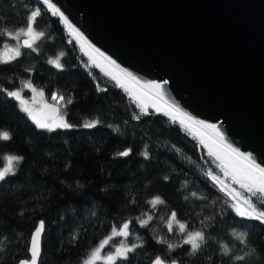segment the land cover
Segmentation results:
<instances>
[{"label": "trees", "instance_id": "1", "mask_svg": "<svg viewBox=\"0 0 264 264\" xmlns=\"http://www.w3.org/2000/svg\"><path fill=\"white\" fill-rule=\"evenodd\" d=\"M35 6L44 13L38 30L46 38L39 42V54L22 49L17 59L0 63V87L15 90L31 81L49 103L52 92L71 97L73 103L66 109L64 102L59 106L75 127L54 133L38 130L16 101L0 93V131L11 136L0 141V168L5 155L23 157L14 162L15 175L0 182V264L27 258L30 234L40 220L45 222L40 264H81L110 234L108 226L124 220L133 221L129 240L143 241L131 264H149L157 255L179 264H235L223 255L222 244L233 254L250 252L246 264H264V225L234 218L225 198L217 199L220 193L205 173L218 169L178 121L159 113L133 119L139 109L115 86L107 75L111 72L86 67L89 56L40 0H0V30H17ZM8 44L16 46L15 41ZM4 50L0 43V54ZM57 56L63 70L47 63ZM97 85L107 91H97ZM97 121L93 128L83 127ZM126 149H132L130 156H118ZM145 151L149 159L142 155ZM154 196L165 203L157 206L150 224L141 227L138 218L153 214L147 201ZM171 211L193 229L203 223L208 242L200 252L193 254L185 246L169 253L166 245L156 243L161 237L172 243L179 240V232L168 234L164 228L162 218ZM233 229L248 234L247 246L230 235Z\"/></svg>", "mask_w": 264, "mask_h": 264}, {"label": "water", "instance_id": "2", "mask_svg": "<svg viewBox=\"0 0 264 264\" xmlns=\"http://www.w3.org/2000/svg\"><path fill=\"white\" fill-rule=\"evenodd\" d=\"M53 3L122 68L167 81V101L264 161V0Z\"/></svg>", "mask_w": 264, "mask_h": 264}, {"label": "snow or ice", "instance_id": "3", "mask_svg": "<svg viewBox=\"0 0 264 264\" xmlns=\"http://www.w3.org/2000/svg\"><path fill=\"white\" fill-rule=\"evenodd\" d=\"M41 5L52 16L58 17V22L62 23L68 30L70 36H73L77 43L80 44L81 51L85 47L89 50L85 55H89L90 64L86 63V67H100L96 62V58L89 53H96L109 65L115 66L119 71V75L107 73L111 76L115 86L124 90L128 97L139 109L137 114L133 115V119L141 120L143 116L162 114L172 118L176 122L177 116L180 117L179 123L184 130L189 134L198 138L199 145L207 149V156L216 162V170L210 169L205 173L206 179L211 184L220 196L224 197V205L230 210L234 218L244 221L259 222L264 225V161L257 162L255 157L250 152L242 151L239 147L234 146L229 142L225 133L221 131L219 125L208 123L204 120L197 119L188 112L165 99L164 86L167 81L160 83L157 81H141L139 77L125 68H122L110 56H107L98 47L92 44L88 38L69 20L68 16L53 0H40ZM43 11L40 6H35L31 11H27L25 19L21 26L15 31L7 29L0 30V43L5 48V53L0 54V63L7 64L17 59L22 55V49H27L32 53L39 54V42L46 38V33L39 31V21L43 16ZM23 37V39H21ZM8 41H15L16 46L9 47ZM82 41V43H80ZM72 41L70 40L69 43ZM11 52L9 59H4V55ZM61 56L64 53L60 54ZM48 64L53 65L59 70H63V65L60 62V56L55 59H49ZM26 71H30L26 69ZM139 87H130L129 85ZM23 87L30 90L34 95L32 98V106L29 101L22 95V90H8L0 87V93L17 102L19 110L25 114L28 120L38 130H43L48 133H54L57 130L72 129L75 125L69 123L65 116L66 112L61 110L60 102H64L63 107L66 109L68 105L73 103L71 97L66 98L64 94L59 92L51 93L53 103H48L41 99L39 106H35L37 101L35 97H44V91L34 87L31 81L24 83ZM97 91L106 92V88H100L97 85ZM158 101H164L161 105ZM149 108L152 109L149 112ZM99 122L85 123L83 127L93 128ZM195 126V127H193ZM11 139L8 131H0V141H9ZM132 154V149H126L118 153L120 157H128ZM145 159H149V153L143 152ZM23 157L17 155H5L3 160L5 164L0 168V182H5L10 175H15L14 162H19ZM165 180L168 177H164ZM196 193H192L196 197ZM203 199V197H200ZM147 203L151 206L153 214L143 213L138 218V223L141 227H147L153 220L157 206L163 205L165 202L159 196H154ZM258 205L260 207H258ZM164 228L168 234L179 232V240L177 243L169 242L163 237L156 239V243L166 245L169 253L174 252L177 248L188 246L191 253L200 252L208 242V235L203 227V223L199 229H193L189 224L180 222L177 219V212L171 211L168 216L162 218ZM132 220H124L116 224L109 225L110 234L98 241V245L93 247L90 254L81 261V264H97L101 259L100 253L106 252L103 257L108 264H131L133 253L137 248L143 247V241L133 243L129 238L133 235ZM45 231V222L40 220L35 230L30 234V240L26 249V257L18 260L17 264H39L41 255V238ZM241 245L247 246L248 234L246 232H237L233 229L230 234ZM117 239L119 243L117 245ZM129 240L128 244L124 241ZM221 251L224 256L229 258V261L235 264H246L247 257L251 255L246 252L244 255L233 254L232 250L226 244L221 245ZM149 264H179L176 259H171L168 256H154L150 258Z\"/></svg>", "mask_w": 264, "mask_h": 264}, {"label": "rangeland", "instance_id": "4", "mask_svg": "<svg viewBox=\"0 0 264 264\" xmlns=\"http://www.w3.org/2000/svg\"><path fill=\"white\" fill-rule=\"evenodd\" d=\"M66 29V28H65ZM66 31L68 32V30L66 29ZM71 37H73V36H71ZM70 40V39H69ZM81 43H82V41H81ZM14 48V47H13ZM5 51L6 50H4V52L3 53H5ZM84 51L85 52H88L89 50L85 47V49H84ZM90 55H92V56H94L95 58H96V62L97 63H99L100 64V66L102 67V68H107L108 70H109V72H111V73H113V69H116L115 68V66H112V65H109L107 62H105L101 57H99L98 56V54H96V53H89ZM12 55V53L11 52H8L7 53V55H4V59H9V57ZM89 56V55H88ZM116 71H117V73L119 74V71H118V69H116ZM114 74V73H113ZM130 87H139V86H135V85H129ZM38 89V88H37ZM15 90H22V95L24 96V98L25 99H27L28 101H29V105L30 106H32V98H33V93L30 91V90H28V89H25V88H20V89H15ZM38 90H40V89H38ZM35 99H36V101H37V103H36V105L35 106H39V102L41 101V99H43L44 101H47L48 102V100H47V98H46V96L44 95V97L43 98H41V97H39L38 95L35 97ZM161 105H163L164 104V101H158ZM49 103V102H48ZM179 119H180V117L179 116H177V118H176V121H178L179 122ZM193 127H195V126H193ZM193 137H194V135H193ZM197 141H198V138H195ZM198 143H199V141H198ZM202 148V147H201ZM202 151L205 153V155L207 156V149H204V148H202ZM208 157V156H207ZM213 161V160H212ZM213 164L216 166V162L215 161H213ZM129 242L128 241H126L125 242V244H128ZM106 255V252L105 251H102L101 253H100V256H101V259L99 260V261H97V262H102V263H106V264H108V262L106 261V260H104L103 259V257Z\"/></svg>", "mask_w": 264, "mask_h": 264}, {"label": "built area", "instance_id": "5", "mask_svg": "<svg viewBox=\"0 0 264 264\" xmlns=\"http://www.w3.org/2000/svg\"><path fill=\"white\" fill-rule=\"evenodd\" d=\"M99 64V63H98ZM100 65V64H99ZM113 73L114 74H116V75H119L118 73H117V71H116V69H113ZM124 91V90H123ZM126 95H127V93H125ZM127 97H128V95H127ZM129 98V97H128ZM130 99V98H129ZM130 101L132 102V100L130 99ZM192 135V134H191ZM193 136V135H192Z\"/></svg>", "mask_w": 264, "mask_h": 264}]
</instances>
